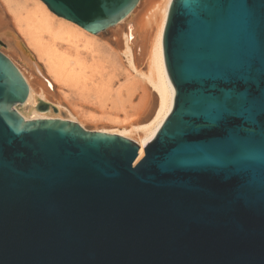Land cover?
Returning <instances> with one entry per match:
<instances>
[{
    "label": "water",
    "instance_id": "95a60500",
    "mask_svg": "<svg viewBox=\"0 0 264 264\" xmlns=\"http://www.w3.org/2000/svg\"><path fill=\"white\" fill-rule=\"evenodd\" d=\"M41 1L91 33L138 2ZM162 50L172 104L136 163L122 135L25 119L0 50V264H264V0H172Z\"/></svg>",
    "mask_w": 264,
    "mask_h": 264
},
{
    "label": "bare ground",
    "instance_id": "6f19581e",
    "mask_svg": "<svg viewBox=\"0 0 264 264\" xmlns=\"http://www.w3.org/2000/svg\"><path fill=\"white\" fill-rule=\"evenodd\" d=\"M171 1L138 0L125 18L103 31L91 33L55 15L41 0L32 2V8L25 1L2 0L0 46L13 62L23 65L26 71L15 64L28 85L25 102L15 105V109L25 119L57 117L50 112H39L36 109L38 100L54 104L59 114L61 105L50 100L54 96V84L82 85L102 106L104 115L101 123H110L117 114H124L120 125L100 124L95 127L99 131L137 138L136 163L144 155V142L159 128L172 104L173 87L166 73L162 50V34ZM7 14L12 18L15 29L5 19ZM106 32L110 34L105 48L109 67L115 72L117 65H125L126 75L130 78L125 101L120 92L112 90L113 81L107 73L97 75L95 72L97 77L88 73L90 64L87 65L78 49L81 47L90 53L93 39ZM136 94L139 100L133 104L129 97ZM108 102L113 111L107 109Z\"/></svg>",
    "mask_w": 264,
    "mask_h": 264
},
{
    "label": "rangeland",
    "instance_id": "374dc122",
    "mask_svg": "<svg viewBox=\"0 0 264 264\" xmlns=\"http://www.w3.org/2000/svg\"><path fill=\"white\" fill-rule=\"evenodd\" d=\"M1 1L2 0H0V2ZM14 1L20 3L25 1L29 4V7L32 8L33 7L32 2L36 0H14ZM6 16L10 24V27L15 29V25L13 23L12 18L8 14ZM53 18L56 17L53 16ZM109 38H110V34L108 32L104 33V35H98L97 38L93 39L94 43L92 46V51H90V53H88V51L82 50L81 47H79L78 49L80 50V52L82 51L81 54L85 58L87 65L90 64V66L88 67V73L92 75L94 74V77H97V75H99L100 73H107V76L111 77V80L113 81L111 83L112 90H114L115 92H120L122 98L125 101V97L128 96L126 86L130 78L129 76L126 75L127 68L125 65L123 64L117 65L115 72L112 71L111 68L109 67L110 65L107 62L108 57L105 50L106 46H108ZM120 46H121V41H120ZM0 50L7 55L3 46H0ZM14 63L18 67H20V69H22L23 71L25 70V68L23 67V65L20 64V62L14 60ZM43 71L45 72L44 68ZM95 72L98 74L96 75ZM88 86L89 85H87V87ZM138 97L139 95L136 94V96L134 95L130 96L129 100H131L132 103L135 104L139 100ZM50 100L54 103H58L61 105L60 113L59 114L52 113L53 114L52 116H57V117L63 116L67 119L71 118L69 120L75 121L77 123L78 122L81 123L82 126L86 129L97 130V127H95V125L100 126V124H109V126H115V125L117 126L120 125V123H122V121L124 120V114L120 113L117 114V118L114 121L108 123L109 121L106 122L105 120H103L106 123L105 122L101 123L102 121L100 119H103L101 117H103L104 115L103 108L102 106L99 105L96 99H93L91 93H89L87 89H84L82 85L54 84V96H52ZM108 103L109 104L107 109L113 111L111 103L110 102ZM155 103H156V99H155ZM129 139L135 142L138 141L137 138H135L137 141L132 138Z\"/></svg>",
    "mask_w": 264,
    "mask_h": 264
}]
</instances>
